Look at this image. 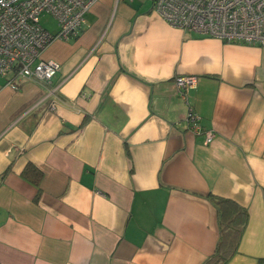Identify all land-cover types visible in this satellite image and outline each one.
Listing matches in <instances>:
<instances>
[{
	"label": "crops",
	"instance_id": "0c3cea01",
	"mask_svg": "<svg viewBox=\"0 0 264 264\" xmlns=\"http://www.w3.org/2000/svg\"><path fill=\"white\" fill-rule=\"evenodd\" d=\"M153 1L97 0L41 52L48 83L0 77V264H201L209 194L246 211L226 264H264V46L170 26Z\"/></svg>",
	"mask_w": 264,
	"mask_h": 264
},
{
	"label": "built area",
	"instance_id": "2783aa9c",
	"mask_svg": "<svg viewBox=\"0 0 264 264\" xmlns=\"http://www.w3.org/2000/svg\"><path fill=\"white\" fill-rule=\"evenodd\" d=\"M97 0H0V77L17 89V78L48 83L59 65L41 58L43 49L54 40L76 39L86 25L85 16ZM153 12L167 24L186 32L218 39L225 43L264 46V0H154ZM47 14L55 19L50 32L40 23ZM196 78L178 75L175 86L182 97ZM187 128L204 133L205 141L214 134L202 130L197 114L189 109Z\"/></svg>",
	"mask_w": 264,
	"mask_h": 264
},
{
	"label": "trees",
	"instance_id": "16d2710c",
	"mask_svg": "<svg viewBox=\"0 0 264 264\" xmlns=\"http://www.w3.org/2000/svg\"><path fill=\"white\" fill-rule=\"evenodd\" d=\"M23 175L38 186L41 172L33 165L27 164ZM217 212L219 238L212 254L201 264H226L237 248L242 229L246 222V211L230 199L208 195Z\"/></svg>",
	"mask_w": 264,
	"mask_h": 264
},
{
	"label": "rangeland",
	"instance_id": "374dc122",
	"mask_svg": "<svg viewBox=\"0 0 264 264\" xmlns=\"http://www.w3.org/2000/svg\"><path fill=\"white\" fill-rule=\"evenodd\" d=\"M149 1V0H148ZM40 23L43 27L49 28V29H54L56 28V21L54 18L47 14H42L40 16Z\"/></svg>",
	"mask_w": 264,
	"mask_h": 264
}]
</instances>
